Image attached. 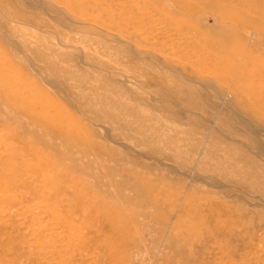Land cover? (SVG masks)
I'll return each mask as SVG.
<instances>
[{
    "label": "rangeland",
    "instance_id": "rangeland-1",
    "mask_svg": "<svg viewBox=\"0 0 264 264\" xmlns=\"http://www.w3.org/2000/svg\"><path fill=\"white\" fill-rule=\"evenodd\" d=\"M0 264H264V0H0Z\"/></svg>",
    "mask_w": 264,
    "mask_h": 264
},
{
    "label": "bare ground",
    "instance_id": "bare-ground-1",
    "mask_svg": "<svg viewBox=\"0 0 264 264\" xmlns=\"http://www.w3.org/2000/svg\"><path fill=\"white\" fill-rule=\"evenodd\" d=\"M148 15H149V13H148ZM140 184H141V183H140ZM140 186H143V185L141 184ZM152 194H153V193H152ZM152 194H151V195H152ZM152 197H153V196H152ZM1 200H2V199H1ZM16 201H17V200H16ZM147 202H148V201H147ZM40 221H41V220H40ZM38 227H39V226H38ZM33 234H34V233H33Z\"/></svg>",
    "mask_w": 264,
    "mask_h": 264
}]
</instances>
